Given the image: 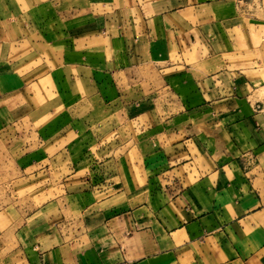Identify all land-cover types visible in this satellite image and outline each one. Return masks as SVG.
I'll return each instance as SVG.
<instances>
[{
    "label": "crops",
    "instance_id": "obj_1",
    "mask_svg": "<svg viewBox=\"0 0 264 264\" xmlns=\"http://www.w3.org/2000/svg\"><path fill=\"white\" fill-rule=\"evenodd\" d=\"M262 90L264 0H0V264H264Z\"/></svg>",
    "mask_w": 264,
    "mask_h": 264
},
{
    "label": "rangeland",
    "instance_id": "obj_2",
    "mask_svg": "<svg viewBox=\"0 0 264 264\" xmlns=\"http://www.w3.org/2000/svg\"><path fill=\"white\" fill-rule=\"evenodd\" d=\"M263 91L264 90H262V93H264ZM262 95H264V94H262ZM94 115H95L94 117L100 116V114H98V115L94 114ZM94 124H96V122ZM99 125L100 126H97L98 129H100V127H102V126L106 127L107 129H109L110 127H112V119L107 120V119L104 118V119L101 120V122L99 121ZM128 159H129L128 156L126 158H124L125 161H128ZM1 165H3V164H1ZM5 172L6 173L3 174L4 176H2V171H0V198L2 197L3 194L6 193V190L8 189V187H6V186H1V184L3 182L6 183L7 180H8L7 169L5 170ZM126 173L127 174L123 175V179L125 181H128L129 172H126ZM12 177H15V175L10 176V178H12ZM32 190H33L32 187H30V188H26L24 190L20 189L18 191H16L15 189H11V192H12V194H14V192L16 191L18 193V195H19V198H22V196H25L26 192L29 191V193H30V192H32ZM53 192L54 193H58V194L61 193L62 192V187L59 186L57 188H54V187L47 188L45 185L42 184L41 187H40V199L35 198V200H34L35 204L42 203L46 198L51 197L53 195ZM26 194H28V193H26ZM4 203L6 204V200L3 201V202H0V206H1V204H4Z\"/></svg>",
    "mask_w": 264,
    "mask_h": 264
}]
</instances>
